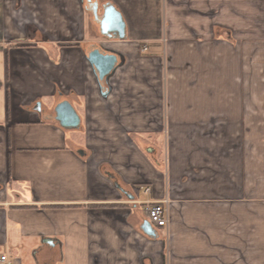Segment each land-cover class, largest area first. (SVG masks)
Returning <instances> with one entry per match:
<instances>
[{
	"label": "crops",
	"instance_id": "obj_1",
	"mask_svg": "<svg viewBox=\"0 0 264 264\" xmlns=\"http://www.w3.org/2000/svg\"><path fill=\"white\" fill-rule=\"evenodd\" d=\"M109 3L123 39L101 31ZM95 48L118 55L104 80ZM2 254L264 264V0H0Z\"/></svg>",
	"mask_w": 264,
	"mask_h": 264
},
{
	"label": "water",
	"instance_id": "obj_2",
	"mask_svg": "<svg viewBox=\"0 0 264 264\" xmlns=\"http://www.w3.org/2000/svg\"><path fill=\"white\" fill-rule=\"evenodd\" d=\"M101 31L104 34L115 32L123 39L126 37V22L121 11L113 3H109L104 8L103 17L101 19ZM89 61L93 64L98 72L99 78L104 80L116 68L118 64V55L114 52L105 53L99 48L93 49L88 55ZM56 118L64 127H77L81 119L74 106L64 100L57 104ZM143 230L149 236H155L156 230L146 221Z\"/></svg>",
	"mask_w": 264,
	"mask_h": 264
},
{
	"label": "built area",
	"instance_id": "obj_3",
	"mask_svg": "<svg viewBox=\"0 0 264 264\" xmlns=\"http://www.w3.org/2000/svg\"><path fill=\"white\" fill-rule=\"evenodd\" d=\"M148 46L144 47L147 50ZM144 188V187H143ZM151 188L146 186L145 192L150 193ZM146 221L154 228H164L169 223V209L167 200L147 201L145 206ZM0 264H13L11 258L6 255H0Z\"/></svg>",
	"mask_w": 264,
	"mask_h": 264
},
{
	"label": "trees",
	"instance_id": "obj_4",
	"mask_svg": "<svg viewBox=\"0 0 264 264\" xmlns=\"http://www.w3.org/2000/svg\"><path fill=\"white\" fill-rule=\"evenodd\" d=\"M103 82H104V81H102V83H103ZM106 89H107V88H106V85H104V83H103V90L106 91Z\"/></svg>",
	"mask_w": 264,
	"mask_h": 264
},
{
	"label": "rangeland",
	"instance_id": "obj_5",
	"mask_svg": "<svg viewBox=\"0 0 264 264\" xmlns=\"http://www.w3.org/2000/svg\"><path fill=\"white\" fill-rule=\"evenodd\" d=\"M241 14H242V13H241ZM246 14L249 15L248 13H244V12H243V16H245ZM163 43H165V41H163Z\"/></svg>",
	"mask_w": 264,
	"mask_h": 264
}]
</instances>
